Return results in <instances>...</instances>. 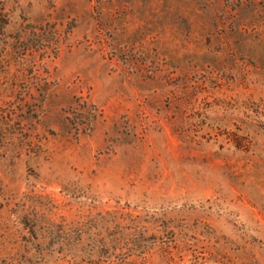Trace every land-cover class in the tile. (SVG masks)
<instances>
[{
  "label": "rangeland",
  "instance_id": "374dc122",
  "mask_svg": "<svg viewBox=\"0 0 264 264\" xmlns=\"http://www.w3.org/2000/svg\"><path fill=\"white\" fill-rule=\"evenodd\" d=\"M0 264H264V0H0Z\"/></svg>",
  "mask_w": 264,
  "mask_h": 264
}]
</instances>
